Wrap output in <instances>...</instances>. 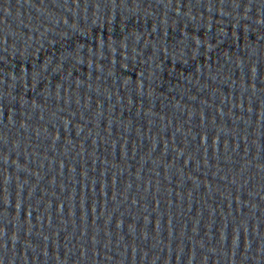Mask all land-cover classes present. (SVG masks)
Wrapping results in <instances>:
<instances>
[{"label":"water","instance_id":"obj_1","mask_svg":"<svg viewBox=\"0 0 264 264\" xmlns=\"http://www.w3.org/2000/svg\"><path fill=\"white\" fill-rule=\"evenodd\" d=\"M264 113V0H0V264H155Z\"/></svg>","mask_w":264,"mask_h":264}]
</instances>
